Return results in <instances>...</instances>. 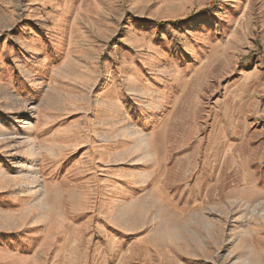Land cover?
<instances>
[{
    "label": "rangeland",
    "instance_id": "374dc122",
    "mask_svg": "<svg viewBox=\"0 0 264 264\" xmlns=\"http://www.w3.org/2000/svg\"><path fill=\"white\" fill-rule=\"evenodd\" d=\"M0 264H264V0H0Z\"/></svg>",
    "mask_w": 264,
    "mask_h": 264
}]
</instances>
